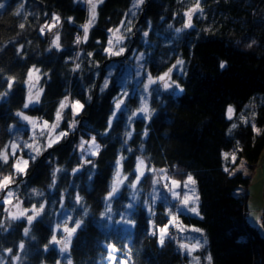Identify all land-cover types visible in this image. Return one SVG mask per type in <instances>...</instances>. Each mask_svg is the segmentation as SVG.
<instances>
[{
  "label": "trees",
  "instance_id": "1",
  "mask_svg": "<svg viewBox=\"0 0 264 264\" xmlns=\"http://www.w3.org/2000/svg\"><path fill=\"white\" fill-rule=\"evenodd\" d=\"M0 2L5 4L0 9V92L9 91V76L16 77L9 95L0 99V147L17 136V143L21 145L25 140L31 142L32 133L28 124L20 122L15 115L17 110L52 123L58 102L65 95H69L70 99H80L85 105L77 116L80 135H95L102 146L97 156L87 158L94 162L95 168L84 165L73 174L71 170L81 163V157L74 142L64 139L35 162L30 161L27 175L16 178L17 197L25 208L33 204L38 207L45 202L46 207L33 222L29 236L25 237L23 229L28 226L27 222L8 220L0 202V220H4L6 226L11 224L7 231L0 229V257H4L5 264H12L11 257L20 251L21 240L25 242V248L19 264H56L57 259L61 260L56 246H50L48 252L43 247L51 238L61 209V192L66 193L64 209L74 218L84 220L83 227L75 234L71 244L73 264H108L107 243L115 244L120 250L116 253L117 262L123 259L128 264H189L192 257L180 252L177 241L192 243V238H198L199 233L180 232L170 226L169 231H174L176 239H166L164 246L159 244L158 230L156 235L150 234L153 229H150L149 221H153L157 229L163 227L168 223V209L178 216L182 225L203 230L208 243L193 253L200 258V264H207L205 257L209 254L212 264H264V236L249 223L248 195L239 191L249 187L251 175L242 172L229 175L224 171V164L229 165L228 169L232 172L241 159L254 171L264 156V100L255 116L260 134L253 132L250 123L240 120L244 104L254 94H264V0H202L203 17L194 16L195 27L184 29L181 33H176L175 29L182 27L183 12L195 0H145L134 19L135 26L127 45L129 49L145 54V70L153 76L166 71L177 58L183 59L185 74L174 72L172 77L183 91L161 89L158 95L153 92L149 99V107L155 110L151 120L145 122L138 116L131 127L128 126L127 116L139 107L140 96L130 94L126 100L128 111L118 114V119L106 135L102 133L107 128L108 117L114 108L113 98L119 95L121 84L119 74L115 73L110 77L108 89L100 92V82L107 67L116 59H109L103 48L107 46V29L120 26L132 0H104L98 7L97 22L90 30L87 43L79 48L74 43V34L80 32L79 25L85 23L88 17L87 7L81 2ZM21 3L25 7L17 15L16 8ZM52 13L58 14L62 21L55 30L60 33L62 49L59 51L55 48L49 50L54 34L46 32L41 35L39 31L40 25L51 22ZM68 17H73L75 23H69ZM21 23L25 24L24 29H20ZM144 31L149 33L146 38ZM253 40L256 43L251 48L247 47ZM21 45L22 56L16 51ZM78 51L79 58L76 57ZM89 52L93 53L92 57L87 55ZM221 61L226 62V67H220ZM76 63L81 68L73 72ZM33 65L40 69L44 92L39 105L25 110L23 103L27 86L24 81ZM152 87L159 89V85ZM88 89H91L90 93ZM89 94L91 101L87 99ZM230 104L236 110L232 120L226 115ZM65 114L61 130L67 128L71 109H66ZM235 122L237 127L229 133ZM9 125L16 126L11 133L7 130ZM146 126L148 134L144 136ZM132 129H135L132 138L124 144V133ZM35 131L38 140L43 143L45 137H39V129ZM237 141L240 150L234 164L230 162L231 156L225 160L222 153L237 149ZM24 151L27 157V150ZM120 155L126 157L123 163L126 174L133 172L137 156L145 157L149 166L167 169L168 174L176 179L184 180L191 173L198 185L201 216L177 212L174 204L168 205L160 199L154 205L155 215H150L144 203L153 187V174L149 173L138 185L139 199L130 214L135 225L126 228L117 223L131 199L132 190L126 185L112 201L114 214L109 225L108 218H101L100 213L105 211L104 196L109 190L115 161ZM58 166L64 170L57 173L55 186L49 188L52 171ZM3 174H9L8 167L4 168ZM133 180L135 175H129L127 183ZM32 189L42 192L43 196L35 195ZM77 192L83 197L82 205L75 203ZM85 207L88 209L86 216ZM7 248L13 250L11 255L4 251Z\"/></svg>",
  "mask_w": 264,
  "mask_h": 264
},
{
  "label": "snow or ice",
  "instance_id": "2",
  "mask_svg": "<svg viewBox=\"0 0 264 264\" xmlns=\"http://www.w3.org/2000/svg\"><path fill=\"white\" fill-rule=\"evenodd\" d=\"M75 3L81 2V0H74ZM83 3L87 5V12L88 17L85 23L79 25V28L82 29V36L78 34L75 37L74 43L77 45H80L81 43H87L89 39V33L92 27L97 22L98 17V7L104 3V0H83ZM145 3V0H132L131 7L128 9V11L125 13L126 19H122L120 21V26L116 28H108L107 32L109 33L107 46L103 48L104 53L108 57L113 56H122L125 54L127 49L122 46L123 42L125 41L128 36H130L133 33V26H132V20L127 19V17H136L137 11L140 10L141 6ZM5 7V4L3 2H0V9H3ZM25 7L23 3L19 4L16 8V14L19 15L21 10ZM175 15V14H174ZM199 15L200 17H203L204 15V8L202 7V0H195V3L188 7L183 12L184 17V23L181 28H176V33H181L184 29H191L194 28L195 25L193 23L194 16ZM48 14L45 13V17H47ZM25 19H27V14H25ZM67 21L69 23H75L73 17H68ZM61 17L56 14H51V22H45L44 24L39 26V31L41 35H44L47 33H53L54 38L51 40V43L49 45V50L52 48H55L56 50H61L62 45L60 43V33L59 31H55L60 25H61ZM149 28H151V21L148 22ZM20 29L25 28V24L21 23L19 25ZM169 27L171 28L172 25L169 24ZM123 29V31H122ZM207 31V29H206ZM125 33L128 34V36L125 35ZM149 33L148 31L143 32V36L146 38L148 37ZM97 43H100L97 41ZM256 41L253 40L250 44L247 45V47L251 48L253 44H255ZM23 48V45L17 48V55L22 56L21 49ZM89 57L93 56L92 52H89L87 54ZM144 54L141 53L140 55L136 56L135 59L142 60ZM76 57H80V52H76ZM184 64L185 61L181 58H177L175 63L171 65V67H168L166 71L162 72L158 76H153L151 72L147 73V79L146 82H143V88H142V94L140 95V106L136 108L135 110H131L130 115L127 116V123L128 126L131 127L134 118L138 117V114L142 116V119L147 122L151 120L153 113L155 112L154 109H151L149 107V99L152 97L153 92H156L157 95L159 94V91L162 89L163 91H169L171 89H176L180 92L183 91V88L181 85L174 80L173 74L174 72H179L180 74H185L184 72ZM98 66V65H97ZM220 67L224 68L226 67V62L221 61ZM81 65L79 63H76L73 67L72 71L77 72L80 70ZM2 71V70H0ZM40 73V69L35 67L33 65L31 68L27 71V79L24 81V83L27 85V95L25 98V102L23 103V109L27 110L30 107L35 108L36 105H39L41 103V95L44 92V89L42 87H37L38 82L41 80V76L38 75ZM140 73L137 72V75ZM43 75L47 76V73H43ZM111 73H109V76ZM16 77L9 76L7 78V85L8 90L10 91L13 87V83L15 82ZM110 80L108 77H105L103 84L100 86V92L103 93L106 89L109 87ZM153 85H159V89H155L152 86ZM94 87V85H93ZM35 89V91H34ZM9 91L0 92V99H3L4 97H7L9 95ZM89 93L91 92V89L87 90ZM129 97L128 91H122L117 97L113 98V104L114 108L111 112V115L108 117V124L107 128L105 129V132L102 133V135H106L108 131L112 128L113 123L115 120L118 119V114L128 111L126 99ZM88 101H91L92 96L89 94L87 97ZM254 107V105H245V107ZM85 105L81 102L80 99H70L69 95H65L61 100L58 102V107L55 111V119L52 123H49L48 120H45L43 118H39L42 120V123H37V118H34L32 116H29L25 113L23 110H17L15 115L19 118L20 122H27V124L31 125V128L33 129V134L29 138L31 142L28 140L23 141V144L17 143V139L19 137L17 136L16 139H12L9 141L8 144L3 145V147H0V199H2V203L5 206H11L12 208H15L16 211H12L11 208L5 207V212H7L8 217L10 221H18L21 218H25L27 221L26 227L23 229V234L25 237H28L31 232V226L33 222L40 217L46 207L45 203H40L37 207L35 204L32 205L31 209L28 208H22L21 202L19 201L18 197L16 198L17 202L13 204V198L16 197V192L12 189V185L17 183V176L21 175H27L30 161L35 162L38 157L43 155L44 152L48 151V149L53 148L55 145L59 144L62 140L66 139L70 134H74L77 130V125L80 123L77 119V116L82 112ZM71 109L72 118L70 121L67 122V128L66 130H61V124L65 121V110ZM235 108L233 105H228L226 109V115L229 120H232L235 115ZM255 116L256 113L252 112L251 116H245L244 114H241L240 120L245 124H251L253 132L260 134L261 129L256 126L255 123ZM237 127V124L233 123L231 128L228 130L229 133H231L232 129H235ZM16 128L15 125H9L8 126V132H13ZM39 128V137H45V141L41 143L38 140L36 129ZM135 129H132L130 131H126L124 133L125 140L124 144L128 143V140H130L134 134ZM148 134V128L147 126L144 129V136H147ZM87 145V148L85 147ZM239 141H237V149L233 150L231 153L224 152L222 153V156L227 160L229 156H231V159L233 163L235 164L237 160V152L239 149ZM101 145L97 143L96 136H92L90 140H85L83 137L80 138V142L78 144V148L81 151V163H79L76 167L72 168V173L76 174L78 171H80L81 168L84 167V165H92L93 168H95V164L91 159H85V155L90 156H97L101 150ZM140 148L143 149L144 145L141 144ZM27 150V158H25V151ZM129 152L132 151L131 148L128 149ZM126 157L123 155H120L117 157L115 161V167L112 179L110 181L109 190L107 191L106 195L104 196V202H105V211L100 213L101 218L106 217L108 213L112 212V201L117 198L122 190L123 186H127L132 190L131 192V199L133 201L138 200V185L141 183L143 179L146 178L147 174L151 173L153 174V179L151 181L153 185V193L151 196V202L149 203L148 200H145V206L148 208V211L150 215H155L154 212V205L156 204L157 200L160 199V195L158 193V190L156 188L157 185H160L162 183V187L167 190L168 193H170L173 200H179L180 207L177 208V212L181 211V209L187 210L188 212L200 216L201 213L199 211V194L197 192V188L195 187L197 184L196 179L193 177L191 173H188L186 175V178L181 181L178 179L173 178L168 174V170L161 168L156 169L155 167L149 166L146 163V158L143 156H137L135 160V168L131 174H126L123 172V163L125 161ZM9 168V174L5 175L3 174L4 168ZM244 167L243 162L240 163L239 168L234 170L233 172H230L227 167L224 168V171L226 173H229V175H233L235 171H238L239 169H242ZM61 167H56L52 171V183L49 185V188H52L56 184L57 180V173L63 171ZM129 175H135V180H133L131 183H127L129 180ZM157 175H159V178H156ZM89 179H91V175L89 176ZM181 189H187V191H184L181 195ZM6 192V195L4 193ZM32 192L37 196H43L42 192H38L36 189H32ZM65 198L66 193L61 192L59 203L61 208H64L65 206ZM75 203L77 205L83 204V197L80 196V194L77 192L75 195ZM127 208L131 209L133 207V204L126 205ZM29 211H31V214L29 215ZM88 213V209L84 208V214L85 216ZM167 215L169 217L168 223L165 224L163 227H159L158 229L154 225L153 221H149V227L150 229H153L150 234L156 235L157 230L159 232V244L161 246H164L166 239H176L175 236H171L169 233V228L174 227L178 229L180 232L185 231H192L199 233L200 236L198 238H192L194 242L192 243H184L183 240L177 241L178 249L182 254H186L189 257H192V261H195V264H200V258L198 256H193V253L201 248H203L205 245H207L208 241L207 238L204 236L203 230L197 227H191L184 226L179 222V218L176 214L172 212L171 209L167 210ZM111 219V217H108ZM69 221L72 222V225L69 226ZM122 222L127 223L129 225L134 226L135 221L131 219L125 220L122 216ZM84 220L76 219L71 215L67 216V219L63 221V224H56L55 227L52 229V235L51 238L48 240L47 244H45L44 251L48 252L50 250V246L55 245L58 248L59 255L61 257L66 258V264H73V260L70 255V249L71 244L73 241V237L78 232L79 229L83 227ZM11 226L9 223L7 226L5 225L4 220H0V229H3L4 231H7L8 228ZM62 229L64 235L58 238L57 230ZM32 239H35V237H32ZM105 247L108 249V264H117V255L116 253L120 251L117 249L116 245L113 243H107ZM127 247V245H125ZM25 248V242L23 240L19 243V249L20 251L17 252L15 255H12V264H19L21 260V252H23ZM5 252H7L9 255L12 254L13 250L11 248L4 249ZM130 253V249H129ZM207 260V264H212V257L209 254L207 257H205ZM192 261H189V264H192ZM0 264H5L4 257H0ZM56 264H61V260L57 259ZM118 264H128L127 260H119Z\"/></svg>",
  "mask_w": 264,
  "mask_h": 264
},
{
  "label": "rangeland",
  "instance_id": "3",
  "mask_svg": "<svg viewBox=\"0 0 264 264\" xmlns=\"http://www.w3.org/2000/svg\"><path fill=\"white\" fill-rule=\"evenodd\" d=\"M81 3H83V0H81ZM83 4H85V3H83ZM139 11H137V14H138ZM137 14H136V16H137ZM127 19H131L132 20V26H133V29H134V26H135L134 19H135V17L133 18V17L129 16V17H127ZM122 31H123V29H122ZM125 35L128 36L127 33H125ZM127 40H128V38L125 39V41L123 42V45H122V46H124L127 49L125 54L122 55V56H118V57L117 56H113V57L109 58V59H112V58L113 59L114 58H119V59L118 60L115 59L111 63H109V65L107 67V70H106V72L104 74V77H103L102 81L100 82V86L103 84V81H104L105 77H108L109 80H110V77L113 74L118 73L119 74L118 75V80H119V82L121 84L120 85L121 86L120 93L122 91L126 90V91L129 92V96H130V94H133V93H137L140 96L142 94L143 82H146L147 73H148V71L145 70L144 61H143L144 57H145V54L143 52H139L136 49H131V48L129 49V47L127 45ZM141 53L144 54L143 59L138 61L137 59H135V57L140 55ZM126 56H128V57L126 58ZM137 72H139L140 74L137 75ZM109 73H111L110 76H109ZM38 75H40V73ZM37 87H42L41 80L38 82ZM34 91H35V89H34ZM176 91H178V90H176ZM127 98H125V99L127 100ZM263 100H264V94L263 93L254 94L244 104V106H243L244 113L243 114L245 116H249L250 117L252 112L257 113V108H258L259 104ZM245 105H254V107H251V106L250 107H245ZM139 106H140V104H139ZM29 116H31V115H29ZM138 116H141V115L138 114ZM32 117L37 118L36 116H32ZM37 123L39 124V123H42V122H40L39 119L37 118ZM235 124H236V122H235ZM28 127H29L31 133L33 134V129L31 128V125L28 124ZM37 129H39V128H37ZM92 136H95V135H91V136H88V137H86V136H81V137H83L85 140H90ZM79 142H80V140H79ZM97 143H99L101 145V143H100L98 138H97ZM85 147L87 148V145H85ZM78 152H79L80 157H81L80 149H79ZM224 152H227V151H224ZM263 155H264V153H263ZM89 157H92V156L87 155V154L85 155V159H87ZM25 158H27V157H25ZM263 158H264V156L261 158V161H260L258 167L254 171H251L249 169V167L247 166L245 160L241 159L239 162H237L235 164L234 168L232 169V172L234 170L238 169L240 163L243 162L244 167L242 169H239L238 171H235L234 173L242 172V173H244L246 175H251V182H250L249 187L248 188H240L239 191L240 192H244V193H246L248 195L247 219H248L249 223L251 225H253L254 227H256L258 229V231L264 236V161H263ZM230 162L233 163L231 158H230ZM224 167L228 168L229 165L224 164ZM178 180H180V179H178ZM181 181H183V180H181ZM16 186H17V183L13 184L11 186L12 189L16 192V197L13 198V204H15L17 202L16 198H17V195H18V193H17L18 191H17V187ZM195 187L197 188V192L199 194L198 185L196 184ZM156 188H157L158 193H159V195L161 197L160 200H164L168 205L174 204L176 209L178 207H180L179 200H173L171 195H170V193L161 190L160 185H157ZM180 191H181V195H182L184 191H187V189H181ZM152 193H153V187H152V190L147 194V197L145 199V200H148L149 203L151 202ZM137 194H138V199H139V194H140L139 187H138V193ZM4 195H6V192L4 193ZM199 197H200V195H199ZM19 201L21 202V207L25 208L23 206L22 200L19 199ZM0 202L2 203V199L0 200ZM137 202H138V200L133 201L132 199H130V201L126 205L131 203V204H133V207L131 209H129L125 205V208L122 210L119 219H117V223L121 224L122 226H124L126 228H131L132 227V225H129L127 223L122 222V216L124 217L125 220L130 219V214L134 210ZM144 203H145V201H144ZM5 207L11 208L12 211H16V209L12 208L11 206L3 205V211H4V214H5V217L8 220H10L9 217H8L7 212H5V210H4ZM31 207H29L28 209H31ZM198 207H199V211H200V199H199ZM181 211L185 212V213H188V214H191V215H194V214H192V213H190V212H188L187 210H184V209H181ZM0 213H1V210H0ZM200 213H201V211H200ZM28 214L30 215L31 211H29ZM113 214H114V212L112 210L111 213H108L106 215L107 218L109 216L111 217V219L108 218L109 225L112 224ZM68 215H70V213L66 209L61 208L60 211L58 212V215H57L56 224H58V223L63 224V221L65 219H67ZM194 216H196V215H194ZM200 216H198V217H200ZM20 220H25L26 221L25 218H21ZM71 225H72V222L69 221V226H71ZM57 235H58V238H60L61 236L64 235L62 229H58L57 230ZM61 264H66V258L65 257H61ZM117 264H118V262H117Z\"/></svg>",
  "mask_w": 264,
  "mask_h": 264
},
{
  "label": "bare ground",
  "instance_id": "4",
  "mask_svg": "<svg viewBox=\"0 0 264 264\" xmlns=\"http://www.w3.org/2000/svg\"><path fill=\"white\" fill-rule=\"evenodd\" d=\"M156 178H159V175H157V177ZM162 183H163V181L161 182V184H160V188H161V190L162 191H166L167 192V190L166 189H164L163 187H162Z\"/></svg>",
  "mask_w": 264,
  "mask_h": 264
},
{
  "label": "built area",
  "instance_id": "5",
  "mask_svg": "<svg viewBox=\"0 0 264 264\" xmlns=\"http://www.w3.org/2000/svg\"><path fill=\"white\" fill-rule=\"evenodd\" d=\"M171 236H175V234H171ZM173 240V239H172Z\"/></svg>",
  "mask_w": 264,
  "mask_h": 264
}]
</instances>
